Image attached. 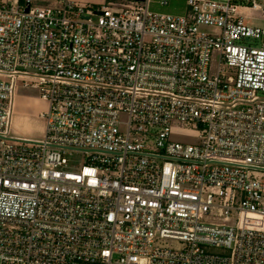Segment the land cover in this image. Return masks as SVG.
Masks as SVG:
<instances>
[{"label": "built area", "instance_id": "obj_1", "mask_svg": "<svg viewBox=\"0 0 264 264\" xmlns=\"http://www.w3.org/2000/svg\"><path fill=\"white\" fill-rule=\"evenodd\" d=\"M169 2L0 0V264H264V23L240 10L262 6Z\"/></svg>", "mask_w": 264, "mask_h": 264}, {"label": "rangeland", "instance_id": "obj_2", "mask_svg": "<svg viewBox=\"0 0 264 264\" xmlns=\"http://www.w3.org/2000/svg\"><path fill=\"white\" fill-rule=\"evenodd\" d=\"M86 5H95L99 3H103L104 0H79ZM249 1V0H248ZM258 3L261 4V10H254L252 8H241L242 14H244L250 23L261 25L264 23V0H257ZM151 9L154 11L160 12H174L183 14L186 10V2L185 0H170L168 5L162 6L156 3H153ZM96 19V16L93 17ZM201 29L207 33L215 34L218 30L212 26H201ZM251 44H260L255 39H251L250 41H246ZM219 68V51L214 50L211 54V61L209 65V76H214L217 74ZM48 108V102L41 98L38 90L35 87L27 86L23 82H18L17 89L14 96L13 109L14 112L18 115H25L28 117L39 116L42 112H44ZM120 119L125 121L127 119V115L122 113L120 115ZM172 131L170 135L171 141L182 142L185 144H196L199 142V137L197 130L191 125L186 123H181L179 121H173L172 123ZM64 155L68 158L69 167L71 169H79L86 159L84 152L74 151V150H66ZM264 175V173H263ZM214 221L219 222H228L226 220H218ZM163 245L178 249L182 247V244L173 240H163Z\"/></svg>", "mask_w": 264, "mask_h": 264}, {"label": "crops", "instance_id": "obj_3", "mask_svg": "<svg viewBox=\"0 0 264 264\" xmlns=\"http://www.w3.org/2000/svg\"><path fill=\"white\" fill-rule=\"evenodd\" d=\"M186 11V10H185ZM172 13H174V12H172ZM181 14V13H180ZM17 114V113H16ZM18 115V114H17ZM19 116H21V115H19ZM24 117H25V115H23ZM27 118H31V117H28V116H26ZM38 116H35V118H37Z\"/></svg>", "mask_w": 264, "mask_h": 264}]
</instances>
